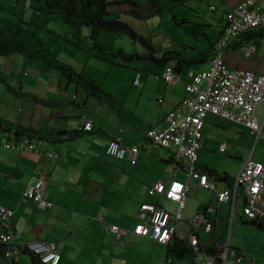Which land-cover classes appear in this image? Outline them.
I'll list each match as a JSON object with an SVG mask.
<instances>
[{
    "label": "crops",
    "instance_id": "crops-1",
    "mask_svg": "<svg viewBox=\"0 0 264 264\" xmlns=\"http://www.w3.org/2000/svg\"><path fill=\"white\" fill-rule=\"evenodd\" d=\"M123 1L129 4L110 7V14L130 25L148 45L133 42L139 47L131 53L123 51L130 55L127 58L112 54L115 62L91 49L87 39L78 46L71 44V38L64 40L61 36L71 35L67 26L61 29L56 23L53 27L51 21L41 20V13L26 9V3L20 9L23 20L31 23L29 29L45 43L49 41L51 53L78 76L67 77L40 60L19 55L0 58V118L34 131L17 135L14 127L0 129V205L14 211L10 219L0 222V229L6 226L18 233L21 241L54 242L60 254L58 264H190L189 220L205 213L207 218L217 217L211 232H206L203 225L197 227L206 248L226 244L229 251L225 264H264V227L245 219L241 197L232 204L220 205L217 213L206 212L207 207H216L215 192L200 187L196 179H188L171 150L153 146L145 138L148 129L163 127L166 115L179 107L192 75L208 69L226 15L240 0H172L176 3L170 9L172 21L151 27L141 21L142 17L129 14L133 10L131 2H139L138 12L155 21L153 16L162 13V5H168L169 0ZM2 5V11H6ZM190 12L194 16H187ZM252 31L244 40L242 34L233 39L223 58L230 68L263 74L264 32ZM249 44H255L257 51L246 57L243 47ZM165 53H177L181 58V62L176 61L179 81L174 85L162 77L168 63ZM92 88L100 92L92 94ZM257 112L263 122L264 104ZM87 120L92 122L90 131L82 129ZM111 139L122 146L138 145V161L131 164L109 157L106 149ZM14 141L31 143L38 151L4 147ZM223 143L226 148L221 151ZM247 158L264 163V122L257 137L244 126L207 113L197 167L215 173L208 177L218 189H231ZM156 159L159 165L154 170L147 168ZM38 179L46 182L48 207L44 210L23 197L26 185ZM173 179L188 182L189 191L181 220L171 218L176 232L169 243L132 233L113 234L106 228L109 224L132 230L140 206L146 202L174 217L176 203L150 194L154 184H168ZM4 248L0 243V264L4 263ZM231 251L240 258L232 256ZM22 254L29 260L20 254L12 264H32L30 256Z\"/></svg>",
    "mask_w": 264,
    "mask_h": 264
},
{
    "label": "built area",
    "instance_id": "built-area-1",
    "mask_svg": "<svg viewBox=\"0 0 264 264\" xmlns=\"http://www.w3.org/2000/svg\"><path fill=\"white\" fill-rule=\"evenodd\" d=\"M264 28V0H240L237 6L226 15V25L214 46L213 56L207 70L192 75L191 81L185 85V97L179 107L170 111L165 118L163 127L150 128L145 133L149 144L169 149L173 152L185 170L188 179H196L200 187L216 194V207H207L206 212L212 213L225 203L232 204L237 197L243 200L242 214L249 221L264 222V163L247 158L233 181V187L218 189L209 180L208 174L197 167L198 151L201 148L204 117L212 113L231 122L248 128L257 137L262 131L257 109L264 104V73L257 74L252 70L230 68L224 61V50L242 33ZM257 51L255 44L243 47L246 57ZM176 61L170 59L164 68L163 79L167 84L174 85L179 81L175 70ZM136 75L135 82L138 81ZM92 129L91 120H87L83 128ZM6 148L24 151H38L27 142L14 141L6 143ZM225 144L220 150H225ZM106 154L118 160H128L131 164L138 161L140 148L133 144L122 146L116 139H111ZM53 156V154H49ZM46 182L38 179L28 183L23 197L36 203L37 208L48 207L45 199ZM189 183L171 180L168 184L156 183L150 189V194H160L165 199L177 204L178 210L174 217L168 211L152 203H143L138 212V222L133 229H124L116 225H106L113 234L128 236L132 233L138 237L148 238L154 242L167 244L176 232V225L171 221L182 218ZM14 215V211L0 205V222H5ZM102 217L99 216L98 220ZM191 230L187 237V247L190 250V264H225L228 246L217 243L213 248H206L200 240L197 227L203 225L206 232H211L217 223L216 215L207 218L205 213L195 214L190 220ZM0 243L5 245L2 258L3 264H12L15 257L22 253L35 255L44 264H58L60 254L54 242L44 240L21 241V236L0 229ZM232 256H238L231 251ZM170 261V259H169ZM249 264H259L251 261Z\"/></svg>",
    "mask_w": 264,
    "mask_h": 264
},
{
    "label": "trees",
    "instance_id": "trees-1",
    "mask_svg": "<svg viewBox=\"0 0 264 264\" xmlns=\"http://www.w3.org/2000/svg\"><path fill=\"white\" fill-rule=\"evenodd\" d=\"M27 4L26 9L33 12H39L47 15L58 14L62 23L68 27L71 31V35H74L79 45V36L82 35L83 30L89 31V40L91 41L90 48L96 49L102 52L104 55L105 49L99 43V33L107 32L111 34H125L132 42H137L145 46L148 45L146 39L139 35L130 25L120 19L112 18L110 14V7L121 8L127 1L123 0H25ZM129 4V3H128ZM133 10L129 12L130 15L141 18V13L137 9L141 8L139 2H131ZM30 7V8H29ZM14 15L13 10L11 11ZM17 22H14L8 18H0V58L19 55L31 60H40L47 67L60 71L65 76H78L74 70L67 64L60 62L51 53L50 47L46 45L44 40L30 32L29 24L23 20L22 17H17ZM181 24V23H180ZM194 31L193 28L188 29ZM261 33L264 32V28H260ZM242 33L241 37L244 40V36L247 37L252 33ZM246 39V38H245ZM72 40V39H71ZM174 54V55H173ZM114 55H122L125 58L130 57L126 55L122 49H117ZM167 61L175 59L180 61V57L177 53H165ZM178 56V57H177ZM0 80H2L0 78ZM100 92L99 90L92 88L91 93L95 94ZM4 126L14 127L16 134L21 135L23 133H34V131L14 125L6 120L0 118V129ZM41 134V133H38ZM209 175H215L214 172H206ZM255 223L264 227V222L254 220ZM32 261V264H44L35 255L27 253Z\"/></svg>",
    "mask_w": 264,
    "mask_h": 264
},
{
    "label": "rangeland",
    "instance_id": "rangeland-1",
    "mask_svg": "<svg viewBox=\"0 0 264 264\" xmlns=\"http://www.w3.org/2000/svg\"><path fill=\"white\" fill-rule=\"evenodd\" d=\"M16 1L17 0H0V5L4 4V8L7 7L6 11H2L1 6H0V17L1 18H8V19H10V20H12L14 22L18 21L17 17H21V10L23 9V6H24L23 4L25 3V0H18V2H19L18 5H16L17 4ZM141 1L142 2H144V1L148 2L149 0H141ZM169 1H170V3L168 5H165V4L162 5V8H161L162 9V13L153 16V17H155V21L152 20V19H148V16L146 18L142 16V18H141L142 20L139 19V21L140 20L144 21L146 23V25L149 26V27H151L152 25L156 26V24L158 22H162L163 23L166 20L167 21H172V16L170 14V9L173 8L174 6H176V3H173L172 0H169ZM151 3H154V0H152ZM142 4L145 5V3H142ZM150 6L151 5H149V7ZM190 8H192V7L190 6ZM12 10H13L14 15L11 14ZM178 10H179V7L175 9V12L178 13ZM210 11H212V10H210ZM201 13L203 14L204 12L201 11ZM32 14H35V12L32 13ZM40 16H41V20H46V21L49 20V21H51L53 27H55L56 26L55 24L57 23V25H59V27H61V29L66 28V26L62 23L61 19L59 18L58 14L47 15V14L41 13ZM187 16H194V14H192L190 12V13H188ZM55 17H58V18H55ZM112 18H114V17H112ZM192 20H193L192 22H198V20H196V19H192ZM139 21H133V22L134 23L135 22L138 23ZM30 32L36 34V32L34 30H31V28H30ZM57 34H59L61 36V32L58 31ZM45 37L47 38V36H45ZM50 37H51V34H50ZM62 37H64V40H66L67 38L68 39L71 38L73 40V42H72V40H69V41L73 45L77 42V40H76L74 35H69L68 37L61 36V38ZM98 37H99L100 44L104 46L105 53L107 54V55H105L106 58H108L111 62H115L117 60V58L112 55V54L117 52V49L121 48L126 53H131V52L134 51L135 47H139L138 44H134L130 40V38L127 35H125V34L116 35V34H111V33H107V32H100ZM78 38L80 39L79 43L83 42V44H85L86 40H84V39L89 40V31L87 29L83 30L82 35L79 36ZM88 44L90 46V44H91L90 40H89ZM46 45H49V41L46 43ZM95 51L98 52V54L103 55L102 52H100V51H98L96 49H95ZM9 149H11V148H9ZM157 164L159 165V161L156 159L154 163H152L150 165L147 164V168H149L150 170H154L157 167ZM20 256H22V257H24V258L29 260L27 255L21 254Z\"/></svg>",
    "mask_w": 264,
    "mask_h": 264
}]
</instances>
